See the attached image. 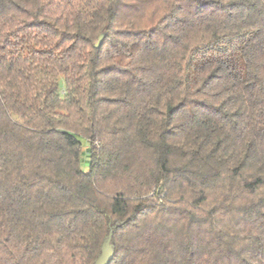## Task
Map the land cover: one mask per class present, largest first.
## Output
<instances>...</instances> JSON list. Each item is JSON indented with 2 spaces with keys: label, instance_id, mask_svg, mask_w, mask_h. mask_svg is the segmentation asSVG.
<instances>
[{
  "label": "trees",
  "instance_id": "16d2710c",
  "mask_svg": "<svg viewBox=\"0 0 264 264\" xmlns=\"http://www.w3.org/2000/svg\"><path fill=\"white\" fill-rule=\"evenodd\" d=\"M103 253L264 264V0H0V264Z\"/></svg>",
  "mask_w": 264,
  "mask_h": 264
},
{
  "label": "rangeland",
  "instance_id": "374dc122",
  "mask_svg": "<svg viewBox=\"0 0 264 264\" xmlns=\"http://www.w3.org/2000/svg\"><path fill=\"white\" fill-rule=\"evenodd\" d=\"M89 146V142L88 141H86V140H84V139H82V146H81V152H82V154H83V156H84V160H86V157H87V153H86V150H87V147ZM84 162H86V161H84ZM84 165V170H86L87 168H86V164H83Z\"/></svg>",
  "mask_w": 264,
  "mask_h": 264
},
{
  "label": "water",
  "instance_id": "95a60500",
  "mask_svg": "<svg viewBox=\"0 0 264 264\" xmlns=\"http://www.w3.org/2000/svg\"><path fill=\"white\" fill-rule=\"evenodd\" d=\"M99 44V41L95 44L96 46ZM108 259V253H103L94 264H106Z\"/></svg>",
  "mask_w": 264,
  "mask_h": 264
}]
</instances>
